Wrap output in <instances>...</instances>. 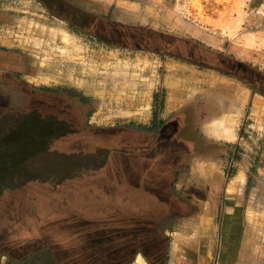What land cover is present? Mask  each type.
<instances>
[{"label":"rangeland","instance_id":"374dc122","mask_svg":"<svg viewBox=\"0 0 264 264\" xmlns=\"http://www.w3.org/2000/svg\"><path fill=\"white\" fill-rule=\"evenodd\" d=\"M249 34L264 38V0H0V264H226L243 233L245 249L264 245L252 100L236 144L168 139L175 129L128 112L180 91L203 117L218 106L201 100L211 86L186 81L210 72L264 100V49L243 48ZM206 162L222 185L242 174L239 240L223 192L173 190Z\"/></svg>","mask_w":264,"mask_h":264},{"label":"crops","instance_id":"0c3cea01","mask_svg":"<svg viewBox=\"0 0 264 264\" xmlns=\"http://www.w3.org/2000/svg\"><path fill=\"white\" fill-rule=\"evenodd\" d=\"M124 20L127 21H122L123 23L124 22L129 23L130 19H124ZM114 21L117 20L114 19ZM204 47L206 46L204 45ZM176 61L182 64L183 63L186 64V62L181 59H177ZM210 74L211 76L208 75L204 78H200V79L193 78L186 81L188 85H194L196 87H200L201 84L198 83V81L202 80L207 85V87L205 88H209V86H211V88L208 89L209 90L208 95L205 97H201V100L202 98H207L204 100L214 103L216 102L218 106L213 110H209V112L205 114V116L203 117L198 116L196 118V111H194V109L187 106L192 104L189 102H193L200 97H196L195 95H192L191 99L187 101V99H185L184 97L185 94L180 91L177 93H170V95L168 94L164 98L163 102H161L158 109L154 112L152 111L153 99H154V93L156 91H153L151 94V100L149 103L148 111H145L144 109L145 111L144 114H138L141 108H139L138 110H134V108L133 109L131 108L128 112L131 114L130 116L133 118H135V115H140L142 121H140L139 119L138 124H140L143 127L157 128L159 126H162L165 128L167 127L172 128L173 130L175 129V131H173V134L171 133V135H169L168 139H205L207 141H212L216 144H221V143L236 144L237 140L239 139L238 130L245 116V106L251 100L254 103L255 97L256 100L261 99L260 100L261 104H264L263 103L264 100L262 99L261 96L251 93V91L246 86H244L242 82L236 80V78L221 76L214 72H210ZM175 79H177L179 82L181 80L183 81V83H185V80L183 79H180L178 77ZM259 114H261V118H263L264 109L262 113ZM226 122H228V124ZM235 123H237V125ZM220 125L221 127L219 128L218 126ZM233 126H235V128H233ZM211 127L213 129H211ZM221 128L223 130L225 129L228 131L230 130V132L234 133V141L225 140L226 138L225 137H224L225 139L223 138L224 133L222 134L223 130ZM232 128L235 131L232 130ZM216 132L218 136L215 134ZM193 159L196 160L198 158L194 157ZM223 175L224 172L222 171V168L217 166V164L215 163L212 164V162L209 163L206 162L203 165H201V167H198V163H194L193 168L191 167V171L188 174L189 177L185 185L183 182H179L174 185L173 190L176 192L178 191L180 192L185 189L188 190L192 188L193 190H199V191L205 190L211 194L223 192L224 202H225L224 203L225 210L223 211V214L226 220L224 225H226L227 230L231 232V236L228 237H231V239L236 238L239 240L238 231L235 228H237V226L241 224L240 228L242 229L243 221H242V215H240L239 213L240 207L236 203L237 198L236 199L234 198L239 195L238 193L239 186L237 187V190L231 194L227 193L226 191L229 185H231L230 183L238 175L234 176L231 180L228 181V183L223 184L224 186L222 185ZM194 204L201 209L205 207L202 205V201L199 200L197 201V203L194 202ZM178 219L175 220V222L177 223L176 227L172 224L173 226L165 229V231L163 232V234H165V238H170L171 235L176 232V228L178 227ZM185 219L186 218H182V221H184ZM175 222L173 221L172 223ZM243 243H244V233H243V237L241 238V247L240 248L236 247L238 250H236L235 253L232 252L230 254L229 257L230 262L226 264H264V245H261V243H259L257 247L250 246L249 248L245 249L243 247ZM226 254L227 253H225V255Z\"/></svg>","mask_w":264,"mask_h":264},{"label":"bare ground","instance_id":"6f19581e","mask_svg":"<svg viewBox=\"0 0 264 264\" xmlns=\"http://www.w3.org/2000/svg\"><path fill=\"white\" fill-rule=\"evenodd\" d=\"M243 48H245V49H247V50H262V49H264V38H261V37H257V36H255V35H253V34H249L243 41ZM124 90V89H123ZM258 99H260V98H258ZM256 97H255V99H254V103H253V107H252V111H253V113L255 114V115H259V113H262V111H263V104H261V99L260 100H256ZM253 115V114H252ZM226 121V120H225ZM229 122H230V120H229ZM223 123V122H222ZM227 124H228V122H226ZM234 123V122H233ZM220 124V123H219ZM230 124V123H229ZM236 125H237V123H235ZM235 125V126H236ZM214 126H216V125H214ZM223 126V125H222ZM235 126H233V128H235ZM210 127V126H209ZM219 128L221 127V125L220 126H218ZM225 127V126H224ZM223 127V128H224ZM228 127H229V125H228ZM227 127V128H228ZM230 128H231V126H230ZM229 128V129H230ZM232 128V130H234ZM211 129H213L212 127H211ZM216 129V128H215ZM222 129V128H221ZM223 130V129H222ZM235 131V130H234ZM224 133V134H223ZM216 135H217V132L215 133ZM219 134V133H218ZM222 134L224 135L223 136V138L225 139V140H232V141H234V133H232V132H230V130L228 131V130H223V132H222ZM218 136V135H217ZM216 136V137H217ZM222 136V135H221ZM220 136V137H221ZM222 138V139H223ZM238 175H239V172H238ZM241 177H242V174H240L239 176H237L236 178H234L233 179V181L230 183L231 185H229V187H228V189H227V187H226V191H227V193H233V192H235L236 190H237V187L239 186V184H240V179H241ZM243 178V177H242ZM243 180V179H242ZM242 180H241V182H242ZM240 190V189H239ZM225 191V192H226ZM226 193V194H227ZM229 213V212H228ZM175 241H177L176 239H175ZM174 242V241H173ZM176 245V244H175ZM176 247V246H175ZM253 253V252H252ZM194 262V261H193ZM137 264H144L143 262H142V260H137Z\"/></svg>","mask_w":264,"mask_h":264},{"label":"trees","instance_id":"16d2710c","mask_svg":"<svg viewBox=\"0 0 264 264\" xmlns=\"http://www.w3.org/2000/svg\"><path fill=\"white\" fill-rule=\"evenodd\" d=\"M72 97L73 98H75L77 101H82V102H86L87 101V99L86 98H84V97H82V96H80V95H76V94H74V93H72ZM14 163H12V165H13ZM14 166V165H13ZM166 219L167 218H165V219H163V222H166ZM163 224V223H162ZM161 226V225H160ZM159 226V228L161 229V227Z\"/></svg>","mask_w":264,"mask_h":264},{"label":"flooded vegetation","instance_id":"af4514ba","mask_svg":"<svg viewBox=\"0 0 264 264\" xmlns=\"http://www.w3.org/2000/svg\"><path fill=\"white\" fill-rule=\"evenodd\" d=\"M125 45V44H124ZM125 46H127V45H125ZM193 63H199V64H201L203 61H201V62H199L198 60H196V61H192ZM204 63V62H203Z\"/></svg>","mask_w":264,"mask_h":264}]
</instances>
